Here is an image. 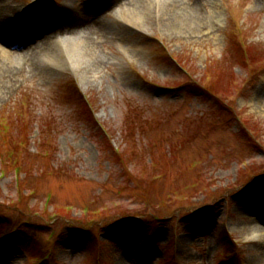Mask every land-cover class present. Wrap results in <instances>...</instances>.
I'll return each mask as SVG.
<instances>
[{
  "label": "rangeland",
  "instance_id": "374dc122",
  "mask_svg": "<svg viewBox=\"0 0 264 264\" xmlns=\"http://www.w3.org/2000/svg\"><path fill=\"white\" fill-rule=\"evenodd\" d=\"M143 2L142 25L123 0L104 3L112 34L92 62L56 55L72 66L53 72L37 58L38 70L0 93V264H264V182L253 184L264 175V0H201L198 34L160 0L130 7Z\"/></svg>",
  "mask_w": 264,
  "mask_h": 264
},
{
  "label": "bare ground",
  "instance_id": "6f19581e",
  "mask_svg": "<svg viewBox=\"0 0 264 264\" xmlns=\"http://www.w3.org/2000/svg\"><path fill=\"white\" fill-rule=\"evenodd\" d=\"M112 1L115 0H99L94 6L87 5V8L79 12L69 9L67 12L62 11V13L54 14L45 8H39L34 16L32 13H28L27 16L20 21L7 19L5 12L0 10V93H5L6 91V94L10 95L12 90L15 89L14 86L20 82V78H22L26 72L30 73L35 71L36 67L34 66V60L37 58L40 59V57H42V61H49L51 59V64L54 67L53 72L67 66L64 59L59 58L55 61L54 56L62 55V46L60 45L67 48V54L72 57L75 65L95 60L99 53L98 46L102 44L101 38L106 36L109 37V34H112L110 32L111 28L104 24V20L102 21L101 16L103 12H100L105 2ZM133 1L134 0H123L127 8H123L122 11L127 13V19L133 21L132 23L136 22L142 25L141 21H145L144 10H146L143 9V7L146 6L147 3H136L133 8L130 7ZM160 1V10L166 8V11H171L174 7L180 10L183 15L181 20L185 27H189L187 23H197L195 34L205 31L207 24L204 23L205 15L199 4L201 0ZM6 2L8 1L0 0V5L4 9L8 7L5 4ZM148 7L150 6L148 5ZM20 24H23L21 30H19L15 36L12 35L14 33V28ZM25 26L26 31L24 32ZM29 26L31 30L27 29ZM34 35L39 38V41H37L35 45L30 46L32 48L26 47L25 51L18 52V54L14 56L11 55L13 57L6 54L9 53L7 52V46H11L14 43L26 45L30 41H35ZM55 38L56 41H54ZM60 39H63L64 43ZM17 49L22 50L20 48ZM90 66L93 71L97 68L93 63H91ZM87 76L88 75L85 73V80ZM256 227H258L257 224L251 225V229L253 230L257 229Z\"/></svg>",
  "mask_w": 264,
  "mask_h": 264
},
{
  "label": "trees",
  "instance_id": "16d2710c",
  "mask_svg": "<svg viewBox=\"0 0 264 264\" xmlns=\"http://www.w3.org/2000/svg\"><path fill=\"white\" fill-rule=\"evenodd\" d=\"M262 182H264V180L254 181V185H255V186H258V185H260Z\"/></svg>",
  "mask_w": 264,
  "mask_h": 264
}]
</instances>
